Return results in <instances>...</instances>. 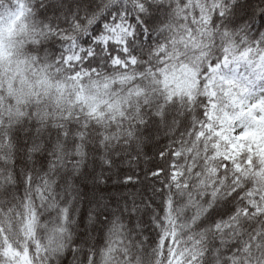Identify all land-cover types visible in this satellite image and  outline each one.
Returning <instances> with one entry per match:
<instances>
[{
    "label": "snow or ice",
    "instance_id": "snow-or-ice-1",
    "mask_svg": "<svg viewBox=\"0 0 264 264\" xmlns=\"http://www.w3.org/2000/svg\"><path fill=\"white\" fill-rule=\"evenodd\" d=\"M0 264H264V0H0Z\"/></svg>",
    "mask_w": 264,
    "mask_h": 264
}]
</instances>
